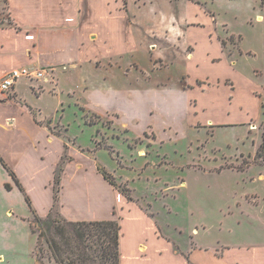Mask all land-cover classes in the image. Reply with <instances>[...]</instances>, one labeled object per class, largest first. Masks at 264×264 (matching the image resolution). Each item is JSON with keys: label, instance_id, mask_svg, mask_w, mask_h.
Instances as JSON below:
<instances>
[{"label": "rangeland", "instance_id": "374dc122", "mask_svg": "<svg viewBox=\"0 0 264 264\" xmlns=\"http://www.w3.org/2000/svg\"><path fill=\"white\" fill-rule=\"evenodd\" d=\"M10 1L18 0H0V28L20 30ZM39 1L34 3L41 6ZM42 1L54 18L56 11L66 10V17L77 12L76 0ZM80 1V17L92 7L89 32L95 26L97 33L96 43L83 51L97 50L100 57L80 62L75 58L81 46L70 48L75 64L22 80L18 98L0 97V116H15L29 139L33 133L22 110L35 103L53 132L87 149L88 158L109 172L124 201L116 206V220L125 254L146 236L168 247L165 264H264L262 0ZM16 17L30 23L26 27L39 24L21 9ZM50 32L45 42L53 58L58 37ZM194 49L195 57L187 59ZM209 56L219 61L207 64ZM202 76L211 80L200 82L209 91L197 88ZM191 84L196 87L188 90ZM164 91L175 92L174 101L158 100ZM196 99L197 108L190 103ZM16 136L0 134V147L11 151L7 140L20 143ZM11 197L25 221L9 226L8 263L58 264L36 214ZM57 203L51 218L63 222ZM126 203L137 208L127 210ZM126 257L123 263L132 264Z\"/></svg>", "mask_w": 264, "mask_h": 264}, {"label": "crops", "instance_id": "0c3cea01", "mask_svg": "<svg viewBox=\"0 0 264 264\" xmlns=\"http://www.w3.org/2000/svg\"><path fill=\"white\" fill-rule=\"evenodd\" d=\"M10 2L12 9L17 11L16 14L14 13V26H19L22 29L16 30L14 27L0 28V82L5 74L14 69H49L51 75L52 73L55 74L57 73V67L71 63V61L75 64L73 62L74 58L70 54H67V50H71L70 48L74 46L77 48L81 46L78 50L79 55L75 58L80 62L90 63L95 58L100 57L97 50L90 52V54L83 51L86 44L92 45L97 41V33L94 30L95 26H93L91 33L89 32L90 26L94 25V20L91 18L94 14L92 7H86L90 12L85 13L84 17H80L81 1H72L76 2L75 10L77 12L74 15L66 17V15L62 14L66 10H61L56 11L59 15L55 14L58 18H54L50 6L45 8L44 1L42 0L39 1L41 6L35 4V0H33L32 5L34 6L32 8H29L31 4H28L27 0ZM65 2H68V0H65ZM18 4H21V6H18ZM81 8L85 7L81 5ZM19 9L23 10L26 14L33 15L35 19L38 18L39 24L33 21L31 22L32 27H26L30 23L22 24V21L16 17L19 14ZM258 20L263 21L264 18L261 17ZM48 30H51L50 35L58 37L57 47L51 53V55L55 54L53 58L48 57L49 50L45 42ZM219 41L223 51H227L225 42L220 37ZM185 51L187 52V50ZM195 51L196 49L187 56V59H193ZM218 61L217 58L209 56L206 63L211 62V64H214ZM24 79L18 80L9 95H4L0 92V97L4 100L18 98V91L20 92L21 87L24 85L22 81ZM205 80L211 81L208 76L196 78L199 86L197 88L209 91V88L204 89V87L200 86V82ZM226 80L232 81V79ZM233 84L234 90H236L235 83L233 82ZM195 87V84H191L187 89L193 90ZM187 89L184 86L183 90ZM255 90L254 95L258 96L260 90L259 88H255ZM174 95H176L175 92L164 91L159 93L158 100L162 99L165 103L169 97L170 99L174 98ZM180 97H182V94H180ZM172 100L174 101V99ZM137 101L135 99V102ZM193 102L194 104L190 102L191 105L197 108L199 105L197 99ZM262 105L264 107L263 102ZM136 106L139 109V104ZM39 112L40 109L35 103L27 104L25 109L22 110L29 129L31 128L33 133L30 134L29 139L24 138L26 136L22 134L24 130L22 128L23 124H18L17 121H14L15 116L5 118H3L4 114L0 116V134L3 135L5 132L16 133L18 136L15 138L20 141V143L14 142L12 138L7 140L8 143H11V151H8V153H12L11 155L7 153V148L0 147V264H9L8 257L6 256V249L9 245L6 240L10 234V224L12 225L11 227L18 228V224L25 221V219H23L24 221H20L23 214L21 215V213L19 214V210H15L17 206L14 205L15 202L12 201L11 196L14 197L16 195L20 200L21 206H28L32 210L33 215L34 212L41 218H47L49 215H52L54 205L56 204V172L61 164L63 165H61L62 174L57 204L59 205V213L64 219L72 222L116 221V206L118 204L122 205L124 202L123 199L122 203L119 202L121 197L116 196L114 187L100 173L99 168L102 169V167H100L99 163L96 161V163L92 162L88 158L87 153H85L87 149L79 146L77 148L72 147L75 145H72L71 139L67 135L53 132L39 118ZM227 114L229 115V112ZM66 150L68 151L66 152ZM67 153L69 154V158L65 159ZM1 158L6 167L1 162ZM18 164H21L20 167H17ZM8 169L14 172L23 190L15 182ZM25 175L27 177H24ZM26 179L29 180L27 184ZM7 185L11 186V190L7 188ZM28 197L31 200L32 207L28 203ZM126 204L128 205L127 210L133 207L137 208L136 206L129 205V203ZM141 215L143 220L148 222L143 212ZM120 226L122 231V225L120 224ZM122 236V233H120V264H124L125 256H128L126 257V261L132 264H165L164 250L168 247L166 246L164 249L162 246L163 242H160L156 237L154 242H150L153 240H146L147 237L144 236L143 239L138 240L131 246L132 253L127 252L125 254ZM144 240L146 241L143 242Z\"/></svg>", "mask_w": 264, "mask_h": 264}, {"label": "trees", "instance_id": "16d2710c", "mask_svg": "<svg viewBox=\"0 0 264 264\" xmlns=\"http://www.w3.org/2000/svg\"><path fill=\"white\" fill-rule=\"evenodd\" d=\"M262 2L264 3V0ZM263 153L264 141L258 156H263ZM1 162L6 167L2 158ZM99 171L112 186H116L114 178L109 172L101 168ZM9 172L23 190L14 172L11 170ZM58 172L61 173L62 169H59ZM60 177L61 175L58 173L55 182L56 202L60 191ZM7 188L11 190L10 185H7ZM27 200L32 207L29 197ZM51 217L52 215L47 218L35 215L37 225L42 228L49 249L58 264H120L121 226L119 221L72 222L64 220L61 222Z\"/></svg>", "mask_w": 264, "mask_h": 264}, {"label": "built area", "instance_id": "2783aa9c", "mask_svg": "<svg viewBox=\"0 0 264 264\" xmlns=\"http://www.w3.org/2000/svg\"><path fill=\"white\" fill-rule=\"evenodd\" d=\"M50 74V71L43 70H34L30 68H21L14 69L8 72L2 81L0 82V92L1 93H10L11 90L15 87L18 80L21 78L29 79H43Z\"/></svg>", "mask_w": 264, "mask_h": 264}, {"label": "bare ground", "instance_id": "6f19581e", "mask_svg": "<svg viewBox=\"0 0 264 264\" xmlns=\"http://www.w3.org/2000/svg\"><path fill=\"white\" fill-rule=\"evenodd\" d=\"M259 18H261V16H259Z\"/></svg>", "mask_w": 264, "mask_h": 264}]
</instances>
